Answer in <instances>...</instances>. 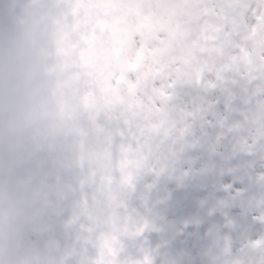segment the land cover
Masks as SVG:
<instances>
[{"label": "clouds", "instance_id": "9594fccd", "mask_svg": "<svg viewBox=\"0 0 264 264\" xmlns=\"http://www.w3.org/2000/svg\"><path fill=\"white\" fill-rule=\"evenodd\" d=\"M0 264H264V0H0Z\"/></svg>", "mask_w": 264, "mask_h": 264}]
</instances>
